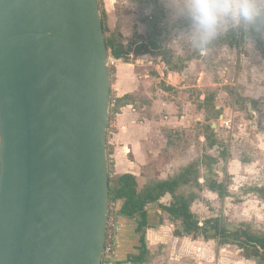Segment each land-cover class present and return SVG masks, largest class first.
<instances>
[{
	"label": "water",
	"instance_id": "1",
	"mask_svg": "<svg viewBox=\"0 0 264 264\" xmlns=\"http://www.w3.org/2000/svg\"><path fill=\"white\" fill-rule=\"evenodd\" d=\"M107 57L98 0H0V264H102Z\"/></svg>",
	"mask_w": 264,
	"mask_h": 264
},
{
	"label": "rangeland",
	"instance_id": "2",
	"mask_svg": "<svg viewBox=\"0 0 264 264\" xmlns=\"http://www.w3.org/2000/svg\"><path fill=\"white\" fill-rule=\"evenodd\" d=\"M98 1L107 35L124 44L148 40L155 7L150 15L143 9L154 0ZM164 23L163 56H130L120 59L127 64L117 62L110 69V96L118 92L116 65L128 67L136 86L133 107L141 112L140 118L157 115L164 120V158L142 171L168 176L197 157L202 184L188 188L196 194L191 210L198 220L217 217L229 228L244 225L264 233V189L258 191L264 188V26L257 28L263 46L246 35L249 29L226 26L207 48L198 49L183 21L165 15ZM177 56L189 59L176 65ZM170 64L176 65L171 71ZM152 97L158 104L151 110L147 105ZM114 114L109 112V117ZM223 115L231 118L229 127L223 126ZM184 116L186 123L180 122ZM108 176L113 184L116 174L110 155ZM210 181L221 185L220 192L207 187ZM158 217L161 222L147 226L158 228L149 234V241L158 245L149 247L148 264H262L236 245L177 235L178 223L162 214ZM125 225L133 233V246L139 247L135 223Z\"/></svg>",
	"mask_w": 264,
	"mask_h": 264
},
{
	"label": "trees",
	"instance_id": "3",
	"mask_svg": "<svg viewBox=\"0 0 264 264\" xmlns=\"http://www.w3.org/2000/svg\"><path fill=\"white\" fill-rule=\"evenodd\" d=\"M146 2L149 0H139ZM155 13L150 16L148 24L149 38L139 42L124 44L121 40L117 39L113 34L107 35V25L103 12L99 6L102 29L105 39L107 50L117 58L124 61L130 60V56L141 57L146 54L152 56H163L164 49L162 44L166 40L164 35V19L165 14L160 9L159 5L154 0ZM99 5V1H98ZM263 27V26H261ZM260 27V28H261ZM259 32L257 29H249L246 35L257 40L263 46V42L259 39ZM237 36H235L236 38ZM189 56H177L178 61L189 59ZM170 64L168 68L170 71L176 66ZM127 104V96L116 97L114 102H110L109 112L118 113L120 108ZM108 147V142H107ZM108 148H107V161H108ZM197 157L193 158L190 162L183 167L177 169L171 176L165 179H151L146 182L142 187H139L134 175L130 173H122L116 175L114 183L108 176V187L110 199H119L121 216L119 219L120 227L125 218L133 220L136 224V231L139 232L140 253L138 255H129L127 260L133 261L134 264H140L144 260H148L149 249L146 245L144 228L149 223L147 220V210L145 207L149 204L156 203L160 207L162 214L170 222L178 223L181 228L177 231V235L191 237L192 239L205 241L208 239H216L219 246L223 245H236L242 252L249 258H257L264 264V233H256L251 231L244 225H238L229 228L226 222H222L217 217H209L203 221H199L196 215L191 210V204L194 201L196 194L188 187L191 185L199 186L202 184L200 180V169H198ZM205 181V180H204ZM207 187L212 191L220 192L221 185L216 182H208ZM264 188H258L262 191ZM169 194L170 200L167 204H160L157 201ZM118 241V238H117ZM117 264H122L117 262Z\"/></svg>",
	"mask_w": 264,
	"mask_h": 264
},
{
	"label": "crops",
	"instance_id": "4",
	"mask_svg": "<svg viewBox=\"0 0 264 264\" xmlns=\"http://www.w3.org/2000/svg\"><path fill=\"white\" fill-rule=\"evenodd\" d=\"M119 62H121V60H119L118 63ZM122 64L127 63L123 62ZM131 75L130 69L128 67L125 68L120 64L116 65L115 83L117 85L118 91L116 95L117 97L126 95L127 104L121 107L118 113L114 114L116 128L113 129V131H111V134L107 136V148L108 154L112 158L115 174L119 175L122 173H130L135 176L138 186L142 187L151 179H165L171 176L175 171L168 176H162L157 172L151 173V171H142V169L144 168H148L149 166L159 163L160 159L162 162L165 149V126L163 118H159L157 115H148L140 118L141 112L136 110V107H133L134 101L131 98V95L136 88L135 82H133V78H131ZM150 102L151 106L147 105V108H151L152 110L156 107V103L158 104V102L154 101L153 97L152 100L149 99V103ZM150 113H153V111H150ZM186 121L187 118L184 116L181 118L180 122L186 123ZM163 199H166V201L163 202ZM169 200V194H165L157 202L160 204H167ZM145 209L147 210V220L149 224L154 223L156 225L157 222L162 221H160V218L158 217V214H162V211L158 204H149L145 207ZM130 220L131 219L124 217V220L121 223L122 226L120 227L118 241L115 247V254L112 258L113 264H117V262H121L122 264H134L133 261L127 260L128 256L138 255L140 253V246H133L131 239L133 240L134 236L131 235L132 232H129L127 226L125 225L126 221ZM161 227H163V225H161ZM153 229L156 231L158 230V228L153 227L144 228L145 240H150L149 234L152 233L151 231ZM135 232L137 233L136 230ZM158 234L159 236H161V233ZM153 243L154 242L152 241L146 242L148 249L149 247H155L154 245H158ZM148 263V260H144L140 264Z\"/></svg>",
	"mask_w": 264,
	"mask_h": 264
},
{
	"label": "clouds",
	"instance_id": "5",
	"mask_svg": "<svg viewBox=\"0 0 264 264\" xmlns=\"http://www.w3.org/2000/svg\"><path fill=\"white\" fill-rule=\"evenodd\" d=\"M162 12L183 21L192 44L205 49L226 26L257 29L264 26V0H156ZM154 5L143 9L151 14Z\"/></svg>",
	"mask_w": 264,
	"mask_h": 264
},
{
	"label": "built area",
	"instance_id": "6",
	"mask_svg": "<svg viewBox=\"0 0 264 264\" xmlns=\"http://www.w3.org/2000/svg\"><path fill=\"white\" fill-rule=\"evenodd\" d=\"M120 59L115 58L110 50L108 51V57H107V64L109 69H111L112 66H114ZM151 63V61H150ZM162 74H164L162 72ZM171 75L170 73L168 74ZM163 76V75H162ZM169 78V77H168ZM115 95L110 96V102L113 103L114 99L116 98ZM227 117V116H226ZM222 119L221 121H224L225 127H229L231 125V118ZM115 116L112 115V117H109L108 119V130L107 131H113L115 129ZM120 201L119 199H110L108 202V212H107V219H106V227H105V236H104V246H103V259L102 264H113L112 258L115 254V247L117 243V238L120 231Z\"/></svg>",
	"mask_w": 264,
	"mask_h": 264
},
{
	"label": "bare ground",
	"instance_id": "7",
	"mask_svg": "<svg viewBox=\"0 0 264 264\" xmlns=\"http://www.w3.org/2000/svg\"><path fill=\"white\" fill-rule=\"evenodd\" d=\"M224 116V115H223Z\"/></svg>",
	"mask_w": 264,
	"mask_h": 264
}]
</instances>
